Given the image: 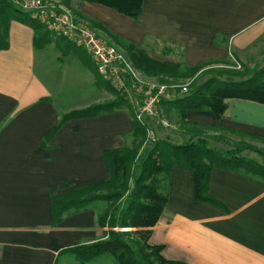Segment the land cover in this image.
Segmentation results:
<instances>
[{"label": "crops", "instance_id": "1", "mask_svg": "<svg viewBox=\"0 0 264 264\" xmlns=\"http://www.w3.org/2000/svg\"><path fill=\"white\" fill-rule=\"evenodd\" d=\"M69 6L112 43L115 36L156 61L188 67L229 62L264 37V0H142L137 19L97 3L70 0ZM33 35L29 25L13 20L8 48L0 51V264H112L107 254L80 261L63 252L103 239L107 228L98 225L101 212L94 205L51 225L50 193L107 180L103 154L130 145V113L121 108L68 120L44 147L42 138L60 115L113 96L94 85L77 57L61 56L51 45L36 49ZM63 68L65 83H83L72 104L60 99L57 71ZM224 103L223 130L264 139V104ZM185 122L189 130L175 135L187 140L220 130L210 110H187ZM207 192L220 205L196 201L192 173L173 167L148 244L162 246L165 260L185 264H264V180L214 168Z\"/></svg>", "mask_w": 264, "mask_h": 264}, {"label": "trees", "instance_id": "2", "mask_svg": "<svg viewBox=\"0 0 264 264\" xmlns=\"http://www.w3.org/2000/svg\"><path fill=\"white\" fill-rule=\"evenodd\" d=\"M60 1L70 7V0ZM81 1L106 6L132 19H137L141 13L142 0ZM13 20L32 28L33 46L36 49L53 44L61 55L71 54L77 57L93 74L94 85L108 90L113 96L111 101L60 115L57 124L43 136L44 147L68 120L95 117L121 108H126L132 119L130 145L107 150L103 154L109 172L107 180L62 194L50 193L53 226L60 223L64 215L71 211L86 210L96 201L106 204L105 209L98 215V225L107 228L103 239L63 252L74 254L80 261H89L107 254L115 264H185L165 260L161 256L162 246L148 244L150 229L158 221L167 200L170 170L176 167L190 171L193 198L199 202L220 205L207 192L211 171L222 168L264 180V163L240 156L241 152L251 150L264 158V151L239 143L232 145L231 150L220 152L208 148L203 138L189 139L184 144H173L165 140L147 144L149 118L145 117L142 122L137 121L131 105L102 80L83 49L75 47L62 37H53L40 24L30 20L27 14L15 8L10 0H0V51L8 48V29ZM112 39L127 53L132 65L148 76L187 77L213 63L188 67L180 63L159 62L133 44L115 36ZM229 73H220V77H210L201 84L193 83L185 95L172 100H161L160 104L166 105L168 109L173 108L178 113L182 126H187V110H210L217 120L215 128L222 130L224 128L218 121L226 108L225 99L240 98L264 104V66L245 72ZM215 139L223 141L222 138ZM65 187L67 186H61Z\"/></svg>", "mask_w": 264, "mask_h": 264}, {"label": "built area", "instance_id": "3", "mask_svg": "<svg viewBox=\"0 0 264 264\" xmlns=\"http://www.w3.org/2000/svg\"><path fill=\"white\" fill-rule=\"evenodd\" d=\"M28 18L40 24L53 37H62L83 49L103 81L123 96L134 108L137 121L155 114L162 98L167 95L164 84H143L136 75L127 53L116 44L99 36L78 13L60 0H10ZM148 130L147 141L152 138Z\"/></svg>", "mask_w": 264, "mask_h": 264}, {"label": "rangeland", "instance_id": "4", "mask_svg": "<svg viewBox=\"0 0 264 264\" xmlns=\"http://www.w3.org/2000/svg\"><path fill=\"white\" fill-rule=\"evenodd\" d=\"M97 33L99 34L101 38L107 40L99 32ZM49 45H51L52 47L54 46L53 44H49ZM55 50L58 51V49H55ZM51 51H53L52 48L47 49L44 52L45 54H48ZM263 66H264V37L260 40L258 44H256L252 48L250 52L245 53V54H240V56L235 57L234 59H230L229 62H226L223 64H210V65L204 66L201 69H199L196 73H194L193 75L187 76V77L148 76L140 72L134 66L133 67L136 72L137 78L143 84L150 83V84H154L155 86L161 85V84L166 85L167 95L164 98H162V100H172L174 98L185 95L188 92L189 86L193 83L201 84L210 77H213V76L220 77L218 76L220 75V73L230 74L229 72H232V73L243 72V71L245 72V70L254 69V68L258 69ZM88 71L90 70L88 69ZM57 73L61 74L60 78L63 80V82L60 83L61 86L59 89L61 92L60 99L65 100V102L68 104L75 103L74 100L75 101L77 100L74 99V97L77 96L79 91H81L82 93V91L84 90L82 86L83 83L81 82L79 84L75 81L70 84L65 83L63 79V76L66 73L65 68H63V70L61 71H57ZM86 87H87V84H86ZM108 97H110V95ZM163 106L164 105L159 103V105L156 108L155 114L149 117V122H150L149 129L152 132L153 137L149 138L147 141V136H146V143L150 144L157 140H165L173 144L186 143L188 141L187 137H184V136L177 137L175 134L177 133L178 135H180L181 134L180 132L188 131L189 128L182 126L180 119H179V115L176 111L168 112L167 109H165V107ZM134 108H132V111H134ZM198 138L205 139V142L208 148L217 150L220 152H226L227 150H231L232 145H236L239 143L251 146L259 151H264V140L262 138H256L251 135H247L245 133L229 132L223 129L217 130L215 132L211 130H206V131H203ZM215 138L217 139L222 138L223 141H217ZM240 156L251 158L260 163H264L263 156L255 151L245 150L240 153ZM92 205L99 207L100 212H102L106 207V204L101 201L93 202ZM111 263L115 264L113 259H111Z\"/></svg>", "mask_w": 264, "mask_h": 264}]
</instances>
